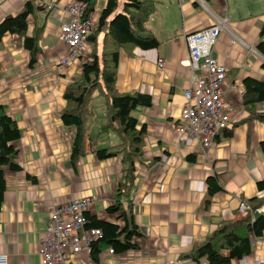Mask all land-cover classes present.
Wrapping results in <instances>:
<instances>
[{
	"label": "crops",
	"instance_id": "obj_1",
	"mask_svg": "<svg viewBox=\"0 0 264 264\" xmlns=\"http://www.w3.org/2000/svg\"><path fill=\"white\" fill-rule=\"evenodd\" d=\"M26 1L43 7L27 19L28 36L40 28V52L34 66H28L29 56L16 35H5L0 41V106L20 131L13 145L21 170L5 173L0 207V255L6 256L7 264H40L37 245L54 205L88 197L92 203L87 216L118 225L116 216L107 215L105 209L112 205L121 182L119 159L98 161L92 152L114 146L118 140L111 131L97 133L103 114L96 116L94 107L87 120L82 156L73 167L69 164L72 129L60 121L65 105L62 93L80 69L77 63L58 66L67 50L57 40L56 19L64 20L62 9L70 0H0V21L17 14ZM153 1L145 28L157 47L145 51L123 47L118 51L115 75L117 92H137L151 101L149 107L132 112L137 127L144 128V163L136 166L129 193L133 221L141 234L134 239L138 250L114 255L105 249L97 262L82 253L76 264H194L186 258L188 253L221 222L238 219V201L251 206L252 199L264 198V190L255 187L257 181L264 180L259 148L264 122H246L247 112L241 105L242 80L262 79L264 58L255 46L264 24V0ZM105 3L96 0L89 13L95 26ZM47 6L57 13L48 11ZM222 15L228 17L231 34H218L211 57L226 70L222 98L231 106L229 122L209 148L196 140L179 143L174 127L179 123L182 91L191 83L184 36L211 26L213 17ZM101 38L100 33L93 42L87 41L85 52L92 49L99 55ZM158 59L162 60L161 68L156 66ZM231 85L237 89L229 90ZM255 110L264 114V102ZM188 156L193 158L188 160ZM208 177L215 178L220 188L212 195L207 193ZM250 247V255L231 264H262L264 232L250 240ZM197 264L208 263L201 259Z\"/></svg>",
	"mask_w": 264,
	"mask_h": 264
},
{
	"label": "trees",
	"instance_id": "obj_2",
	"mask_svg": "<svg viewBox=\"0 0 264 264\" xmlns=\"http://www.w3.org/2000/svg\"><path fill=\"white\" fill-rule=\"evenodd\" d=\"M70 1L87 4L84 16L91 13L96 4V0ZM105 1V7L97 16L95 28L86 39V42H93L95 36L101 33L100 53L97 56L90 49V55L79 59L77 64L80 73L67 84L62 93L65 105L60 114L62 125L72 129L69 155V164L72 167L83 153V143L87 137V120L93 114L94 93L104 100L103 123L98 127L97 133L103 134L111 131L118 140L114 146L92 150L98 161L117 157L121 176V182L117 183L114 192L113 203L105 209L107 215L116 216L118 225L96 220L87 214L83 215L86 229L93 228L101 231V237L89 245L88 258L92 262H97L98 255L105 249L111 250L114 255L138 250L134 239L140 238L141 234L133 221V202L129 193L135 168L144 163L142 160L144 128L137 127L132 112L137 108L149 107L151 101L149 96L137 92H117L115 75L118 51L123 47L145 51L154 49L158 45L145 28L154 9L153 0H121L119 12H116L118 0ZM41 8L43 9L42 6H34L31 1H26L17 14L0 21V41L5 35H16L20 38L21 46L29 56L28 66L30 68L36 63L37 54L40 52L38 46L40 28H34L28 36L27 19L34 11L42 10ZM263 36L264 24L259 30V41L255 46L256 52L264 58V40H261ZM260 68L262 70L261 80L244 78L241 82L243 89L241 105L247 112L246 122L252 119L264 122V114H259L255 110L257 104L264 102V62ZM19 136L20 131L15 122L7 115L5 108L0 106V207L5 190V173H17L21 170L17 162V149L13 145ZM259 148L264 158V134ZM192 158L188 156V160ZM149 165V163L146 164L148 167ZM205 182L208 186V195L220 189L213 177H208ZM255 187L257 191L264 190V180L257 181ZM250 202L252 208L256 209L264 205V198L258 201L252 199ZM263 232L264 213H254L252 216L238 218L234 221L221 222L200 245L191 249L186 258L194 264L201 259H205L208 264H231L232 261L250 255V240L260 238Z\"/></svg>",
	"mask_w": 264,
	"mask_h": 264
},
{
	"label": "built area",
	"instance_id": "obj_3",
	"mask_svg": "<svg viewBox=\"0 0 264 264\" xmlns=\"http://www.w3.org/2000/svg\"><path fill=\"white\" fill-rule=\"evenodd\" d=\"M87 4L70 1L62 9L63 19L59 23L57 40L66 48L67 54L58 61L59 68L78 63L85 56L86 39L95 28V19L89 14L84 16ZM48 11L57 12L47 6ZM231 34L228 29V17H213V24L200 31L184 36V43L189 58L191 83L182 91L183 104L179 110L174 127L177 141L196 140L204 148L213 145L214 139L226 129L231 106L224 102L225 68L211 57L220 32ZM235 38L231 44L235 43ZM162 60L156 61L157 68L162 67ZM204 70V74L197 73ZM229 86V90H236ZM92 203L88 197L74 199L68 203L50 207L48 225L37 245L40 264H76L75 259L84 253L88 256L90 243L101 237L99 229H86L83 215ZM235 212L238 218L264 213V205L253 209L244 201H238ZM112 254L111 250H108ZM0 264H7L5 255H0ZM264 264V261L262 262Z\"/></svg>",
	"mask_w": 264,
	"mask_h": 264
},
{
	"label": "rangeland",
	"instance_id": "obj_4",
	"mask_svg": "<svg viewBox=\"0 0 264 264\" xmlns=\"http://www.w3.org/2000/svg\"><path fill=\"white\" fill-rule=\"evenodd\" d=\"M120 9H121V0H118V9L116 12H119ZM85 53L86 55L85 56L82 55L80 58L86 57L88 54L90 55L89 52H85ZM200 73L204 74V70H202ZM103 103H104L103 98L99 96L97 93H94V99H93L92 105L94 107V112L96 116L98 117L102 116L101 114L104 115V104Z\"/></svg>",
	"mask_w": 264,
	"mask_h": 264
},
{
	"label": "water",
	"instance_id": "obj_5",
	"mask_svg": "<svg viewBox=\"0 0 264 264\" xmlns=\"http://www.w3.org/2000/svg\"><path fill=\"white\" fill-rule=\"evenodd\" d=\"M200 1V0H199Z\"/></svg>",
	"mask_w": 264,
	"mask_h": 264
}]
</instances>
